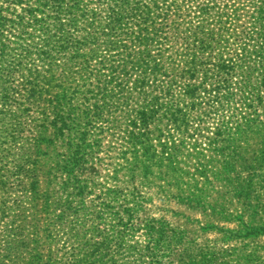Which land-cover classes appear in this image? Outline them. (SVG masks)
<instances>
[{
    "label": "trees",
    "instance_id": "16d2710c",
    "mask_svg": "<svg viewBox=\"0 0 264 264\" xmlns=\"http://www.w3.org/2000/svg\"><path fill=\"white\" fill-rule=\"evenodd\" d=\"M34 2L46 17L38 26L43 36L29 45L31 50L16 63H10L9 71L19 69L24 79L13 87L4 81L0 116L10 121L5 127L10 139L19 138L25 127L30 129L19 168L29 179L36 213L52 210L68 196L66 183L57 184L56 172L70 180L81 174L76 173L82 168L79 157L68 164L57 158V143L72 138L73 132L78 141L75 152L79 153L89 145L92 134H109L120 126L128 131L132 146L138 138L155 136L157 144L147 142L144 147H158L161 156L169 157L168 162L173 157L169 144L181 150L187 146L186 142L174 143V134L184 139L194 136L190 149H197L199 154L208 148L215 154L226 147L242 148L236 142L242 138H259L252 148L261 151L264 0ZM45 94L53 96L45 100ZM235 103L247 111L253 105V110L235 109L228 120L222 119L225 108ZM211 120L219 124L209 126ZM69 147H73L71 142ZM137 158L146 162L131 166L133 177L128 169L129 180L141 178L147 190L143 195L138 191L130 194L135 204L124 209L127 223L141 213L146 215L150 210L144 204L161 197L190 212L207 213L208 218L223 212L225 201L232 199L247 214V219H236L237 228L230 231L234 237L264 230L253 225L261 219L256 218V206L246 201L249 193H244L242 176L234 174L230 161L210 162L219 166L211 172L214 179L231 187L211 194L197 184H190L186 190L174 188L177 184L156 187L150 182L155 180L150 177V158L145 154ZM166 212L176 219L185 217L180 210ZM37 220L34 228L38 227ZM173 224L165 217L147 219L143 232L154 246L146 248L149 254L163 257L172 245L188 240L187 233ZM167 264H172L171 260Z\"/></svg>",
    "mask_w": 264,
    "mask_h": 264
},
{
    "label": "rangeland",
    "instance_id": "374dc122",
    "mask_svg": "<svg viewBox=\"0 0 264 264\" xmlns=\"http://www.w3.org/2000/svg\"><path fill=\"white\" fill-rule=\"evenodd\" d=\"M45 18L34 0H23L22 3L0 0V89L6 85L4 81L13 87L24 79L19 69L9 71L10 63H16L18 57L31 50L29 45L43 36L38 26H42L39 23ZM52 96L45 94V100ZM251 106L249 111L253 110ZM230 107L225 108L222 119L228 120L235 109L249 112L240 103ZM9 124L7 116H0V264H167L169 260L172 264L183 261H190V264H264V230L243 237H234L230 233L237 228V218L247 219V214L232 199L225 201L223 212L209 218L207 213L190 212L164 197L144 204L150 211L146 215L139 214L132 223H127L124 210L135 204L130 199L131 193L138 191L143 195L147 190L141 178L129 180L128 169L133 177L135 171L131 166L146 162L137 157L145 154L150 158V177L155 178L150 182L154 186L168 188V185L177 184L174 188L186 190L190 184H197L205 186L211 194L231 188L211 174L213 168L217 170L219 166L210 162L226 160L234 164V174L242 176L243 191L249 193L246 201L252 207L256 206V218L261 222L253 225L264 227V143L261 142V151L255 152L252 148L259 138L236 141L242 148L226 147L215 154L207 147L199 154L197 149H190V144L195 143L194 136L184 139L182 135L174 134L171 139L174 143L186 142L187 146L181 150L169 144L173 157L168 162L169 157L161 156L158 147L154 150L144 147L147 142L157 144L155 136L138 138L132 146L128 131L120 126L109 134H92L89 145L79 153L75 152L78 141L73 132L72 138L57 143V158L62 164H68L79 157L77 161L81 162L82 168L76 173L81 174L70 180L56 172V182L66 183L68 196L60 199L52 210L36 213L35 201L29 193V179L19 168L22 164L19 156L26 147L30 129L25 127L19 138L10 139L5 134ZM217 124L218 120H211L208 125L215 128ZM80 125L85 127L84 122ZM69 142L73 144L72 148ZM203 171L209 172L202 174ZM169 209L180 210L185 217L176 219L166 212ZM161 217L184 230L188 236L184 242L189 241V244L172 245L169 252L164 250L163 257L147 252L148 246H154L143 232L148 218ZM36 218L39 224L34 228ZM120 219H123L121 225ZM35 239L39 241L35 243Z\"/></svg>",
    "mask_w": 264,
    "mask_h": 264
}]
</instances>
